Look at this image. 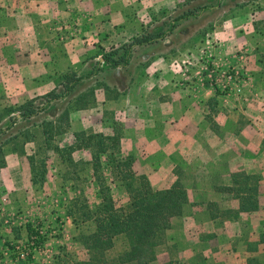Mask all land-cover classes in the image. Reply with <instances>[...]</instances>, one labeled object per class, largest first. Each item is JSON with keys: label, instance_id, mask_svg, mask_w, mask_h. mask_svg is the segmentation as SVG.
Returning a JSON list of instances; mask_svg holds the SVG:
<instances>
[{"label": "crops", "instance_id": "obj_1", "mask_svg": "<svg viewBox=\"0 0 264 264\" xmlns=\"http://www.w3.org/2000/svg\"><path fill=\"white\" fill-rule=\"evenodd\" d=\"M20 1L19 10L11 2L5 7L19 17L17 45H1L11 36H0V76L9 77L0 89L10 90L3 92L5 97L0 92L3 108L45 96L66 83L68 72L69 77L79 78L73 89L82 80H93L97 72L112 71V88L117 93L107 102L113 104V119L121 122V151L123 144L129 152L141 145L140 151L149 155L210 154L214 162L218 158L214 154L232 153L231 173L240 162L239 171L259 179L260 210L264 199V0ZM137 38L148 41L130 48L126 66H113ZM233 66L246 78L235 85L231 97L222 96L209 79L214 70ZM126 69L135 74L120 87ZM15 117L21 119L17 112ZM69 117L73 140V134L86 131L90 123L79 121L86 129L78 130V120ZM28 124L9 139L24 137L23 149L12 148L0 166V198L9 203L3 207L5 225L0 220V232L7 233L5 241L17 231H25L27 240L26 225L33 226L29 221L38 214L36 195L42 184L35 179L36 167L27 151L35 144L31 131L45 136L39 124ZM25 203L31 209L27 214L17 216L19 212L7 209L19 210ZM262 243L253 244L255 251ZM255 251L242 253L248 255L246 264Z\"/></svg>", "mask_w": 264, "mask_h": 264}, {"label": "rangeland", "instance_id": "obj_2", "mask_svg": "<svg viewBox=\"0 0 264 264\" xmlns=\"http://www.w3.org/2000/svg\"><path fill=\"white\" fill-rule=\"evenodd\" d=\"M10 2L13 8L18 10L22 3L20 0H0V36H11L3 42L0 37V43L13 47L17 45L19 39L17 31L20 29L16 12L5 9ZM9 6L10 4L8 8ZM13 23L17 27L11 25ZM2 30L7 34L1 33ZM66 74L69 78V72ZM134 74V71L126 69L120 87L128 85ZM96 75L91 81L82 80L70 93L66 90L65 84L61 83L62 86L53 90L56 98L49 105L45 103L48 98L43 96L34 98V105L40 112L31 117L30 121L16 119L15 112L21 114L23 111L19 107L3 108L0 103V145L3 144L2 147L6 149L0 154V160H4L12 148L23 149L24 137L12 142H9V139L29 126L28 123L39 124L45 136L43 139L38 130L31 131L29 134L32 135L35 144L33 147H28L31 149L27 151L28 159H31L36 167L34 173L42 184L40 195H36V199L39 200L38 214L34 219L28 218V220L31 219L29 222L41 232L45 240L40 249L33 251L26 247L25 231L11 233L10 237L6 238L9 241L2 240L7 233L0 232V264H51L55 258L66 261L84 260L88 255L81 236L89 235L92 231V223L82 222L83 214L92 210L100 200L99 190L107 186L111 189L109 194L117 200L118 205L128 202L126 190L119 181L120 175L117 173L111 175L107 171L103 174H93L91 151L75 150L70 147L75 140L69 135L71 118L69 116L78 122L88 120L90 127L82 131L88 135L110 133L113 135L114 131L121 133V122L119 119H113L110 113L113 104L108 103L117 93V89L112 88L113 72H97ZM5 76V73L3 77L0 76V87L3 80H9V77ZM241 78L240 83L246 76L243 75ZM5 84L3 82L4 86H8ZM213 89L222 96L231 97L235 92L224 93L222 90ZM6 91L10 92L9 89L4 91L0 89L2 94ZM3 96L5 97V94ZM239 121L238 123L241 124ZM78 124L76 127L78 130L86 129L84 123ZM218 132L222 135L220 126ZM137 146V150L133 152L125 150V144L122 147V156L133 157L134 173L138 176L145 175L154 191L167 189L178 181L185 188L188 198L181 215L173 218L167 229L158 232L157 246L149 264H246L244 259L248 255L242 253L256 248L258 241L260 243L264 241V233L261 231V228H264V199L260 204V210L256 213L244 217L240 215L239 201L233 197V193L223 189L231 186L234 174L241 172L240 162L235 165L238 167L234 174L230 172L231 169L229 170L228 166L232 165L234 154L226 152L214 154L218 157L214 162L210 154L151 152L152 154L149 155L144 153V150L140 151L141 145ZM221 150L225 149L222 147ZM147 156H151L149 158L152 161L147 160ZM5 206L9 207V203L1 197V225H5V217H2ZM26 207L25 203V206L19 210L13 207L7 209L14 213L19 212L18 216L22 213L27 214L31 210ZM72 218L76 219V225L73 224ZM15 237L19 240L13 241ZM112 244L113 247L106 250L105 258L108 262L138 264L122 262L121 255L128 249L123 237L114 238ZM260 245V249L258 248L251 256L256 260V264H264V242ZM15 246L21 249V253L14 252Z\"/></svg>", "mask_w": 264, "mask_h": 264}, {"label": "trees", "instance_id": "obj_3", "mask_svg": "<svg viewBox=\"0 0 264 264\" xmlns=\"http://www.w3.org/2000/svg\"><path fill=\"white\" fill-rule=\"evenodd\" d=\"M145 41L148 39H134L126 47L125 56H120L117 61H113V66L120 64L126 66L130 48L133 45H141ZM78 81L79 78L69 77L65 83L66 90L70 92ZM43 97L48 98L45 103L49 105L56 98L55 91ZM19 109L23 110L20 114L21 119L33 117L40 112L39 108L34 105V101L21 105ZM73 136L75 142L71 144V149L91 151L93 174H103L107 171L111 175L116 173L120 175L119 181L126 190L128 202L118 205L117 200L109 194L111 189L107 186L101 188L99 190L100 200L92 210L83 214L82 222L92 223V231L89 235L81 236L88 258L77 261L55 258L51 264H111L105 258L106 250L111 249L112 240L119 237H123L128 245V249L121 255L123 263L149 264V261L153 259L154 248L157 246L158 232L167 229L172 219L181 215L187 203L185 188L176 181L167 189L154 191L145 175L138 176L134 173L133 157L131 155L122 156V137L116 131L113 135H88L79 132L74 133ZM2 146L3 144L0 145V154L3 151ZM3 164L4 160H0V166ZM34 176L39 181L35 173ZM258 181L255 175L239 172L232 176L231 186L223 188L224 191L233 193V197L239 201V213H253L259 210ZM72 219L73 224L76 225V219ZM26 231L27 241L34 238L36 246L43 244L45 237L37 228L27 224ZM250 251H255V248ZM256 263L253 257L247 259V264Z\"/></svg>", "mask_w": 264, "mask_h": 264}, {"label": "built area", "instance_id": "obj_4", "mask_svg": "<svg viewBox=\"0 0 264 264\" xmlns=\"http://www.w3.org/2000/svg\"><path fill=\"white\" fill-rule=\"evenodd\" d=\"M244 75L242 70L238 67H228L227 69H216L213 71L209 82L211 87L215 89L222 90V92H231L234 91L235 85L237 86L240 81L241 77ZM41 233V232H40ZM41 246V245H40ZM40 246L35 245L34 238H31L29 241L26 242V247L29 250H37L40 249ZM15 253H21V249L16 247L14 248ZM24 255V254H22Z\"/></svg>", "mask_w": 264, "mask_h": 264}]
</instances>
